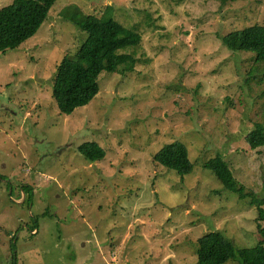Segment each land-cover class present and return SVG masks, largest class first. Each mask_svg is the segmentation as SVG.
I'll list each match as a JSON object with an SVG mask.
<instances>
[{"label": "rangeland", "instance_id": "obj_1", "mask_svg": "<svg viewBox=\"0 0 264 264\" xmlns=\"http://www.w3.org/2000/svg\"><path fill=\"white\" fill-rule=\"evenodd\" d=\"M71 5L141 43L122 52L136 59L132 72L102 74L94 100L64 115L52 80L86 39L60 15ZM255 24L264 26V0H56L35 37L0 53V264H197L196 243L212 233L253 249L264 149L245 137L264 125V65L222 39ZM87 143L105 159L82 157ZM174 143L191 173L153 163ZM217 156L245 199L203 168Z\"/></svg>", "mask_w": 264, "mask_h": 264}, {"label": "trees", "instance_id": "obj_2", "mask_svg": "<svg viewBox=\"0 0 264 264\" xmlns=\"http://www.w3.org/2000/svg\"><path fill=\"white\" fill-rule=\"evenodd\" d=\"M56 0H13L0 9V53L19 49L36 36L47 20ZM224 4L238 0H217ZM60 15L74 23L86 35V39L73 56H66L56 69L52 80V98L58 111L71 115L78 108L89 105L100 92L99 78L102 74L118 75L132 72L136 59L132 54L122 53L140 46L141 36L119 24L112 17L85 14L78 6L63 8ZM232 52L253 55L255 65H264V26L252 25L231 32L222 39ZM251 151L264 149V125L256 124L245 137ZM78 153L90 163L106 157L105 151L95 143L79 147ZM153 163L175 171L179 175L191 173L192 164L187 149L181 143L163 147L153 158ZM222 182L224 188L237 193L242 199L247 196L236 188L232 170L220 156L203 164ZM263 201V200H261ZM251 199L250 204L259 211L258 221L264 220L261 202ZM261 241L253 249L236 252L233 245L219 233H212L196 243L197 264H225L239 256L241 264H264V230L257 226Z\"/></svg>", "mask_w": 264, "mask_h": 264}, {"label": "flooded vegetation", "instance_id": "obj_3", "mask_svg": "<svg viewBox=\"0 0 264 264\" xmlns=\"http://www.w3.org/2000/svg\"><path fill=\"white\" fill-rule=\"evenodd\" d=\"M34 233V232H33Z\"/></svg>", "mask_w": 264, "mask_h": 264}]
</instances>
